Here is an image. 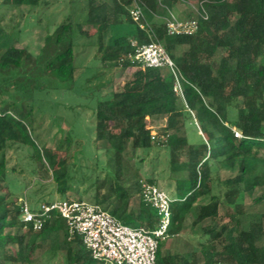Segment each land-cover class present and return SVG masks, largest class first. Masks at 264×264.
<instances>
[{"label":"trees","instance_id":"obj_1","mask_svg":"<svg viewBox=\"0 0 264 264\" xmlns=\"http://www.w3.org/2000/svg\"><path fill=\"white\" fill-rule=\"evenodd\" d=\"M140 1L144 20L155 16L150 26L184 75L185 102L174 91V77L169 70L143 67L128 59L134 50V38L140 43L150 40L147 29L132 17L134 0H113L110 7L86 0L84 23L75 24L67 18L62 24L71 40L76 26L87 35L90 27H96L99 52L108 53L104 61L136 67L121 89H113L108 97L96 102L94 140L110 146L104 147L103 169L89 186L94 187L95 202L120 220L155 229L160 215L143 200L141 180L126 178L120 170L129 143L133 154L153 144L162 146L168 151L169 168L186 172L175 181L166 237L183 231L184 221L195 207L196 221L210 222L202 225L203 237L191 252L164 253L165 242L160 239L157 263L264 264V213L247 219L238 203L246 186L252 190L264 188V0H206L209 17L200 18L198 30L190 36H172L166 30L171 9L182 0ZM124 23L132 25L134 32L115 29ZM85 25L87 30L83 29ZM51 39L52 35L47 36L46 42ZM184 44H188L187 49L182 48ZM25 51L18 45L6 49L0 68L27 65ZM73 56L72 45L60 50L50 63L55 66L51 76L62 82L73 79L77 72ZM194 117L199 118L197 125L203 132L198 143H191L187 132ZM160 118L165 123L154 130ZM235 129L241 137L235 136ZM148 139L151 143L147 145ZM22 147L32 149L39 169L47 172L33 129L10 108L1 107L0 181L7 178L8 152ZM71 158L66 157L65 162ZM223 167L231 173L220 180L215 173ZM54 172L55 191L65 197L72 186L69 175L63 166ZM148 180L155 182L152 177ZM217 180L226 188L224 193L215 191ZM10 194L0 193V264L22 262L23 249L36 250L45 243L54 253L64 251L67 264H102L80 236L69 238L66 220L58 211L43 228L34 229L31 222L23 219L18 199L9 200ZM136 195L137 210L132 206Z\"/></svg>","mask_w":264,"mask_h":264},{"label":"rangeland","instance_id":"obj_2","mask_svg":"<svg viewBox=\"0 0 264 264\" xmlns=\"http://www.w3.org/2000/svg\"><path fill=\"white\" fill-rule=\"evenodd\" d=\"M19 1L0 0V58L6 49L18 45L26 48L28 63L19 68H0V108H10L33 129L41 146L47 172L39 169L29 147L11 149L7 154L9 170L7 178L0 181V193L11 192L9 200L18 199L20 205L24 198L33 206L45 200L79 197L95 202L94 187L89 186L103 169L106 157L104 147L110 146L104 141L94 140L96 102L108 97L113 89H121L123 83L132 77L136 67L105 62L108 53L99 52L100 36L96 27H90V35H87L76 26L73 39H70V32L64 30L62 24L67 18L75 24L84 23L86 0ZM96 2L109 7L113 5V0ZM198 4L199 0L179 1L175 13H179L181 19L194 17ZM154 18L147 16L146 20L153 25L151 22ZM83 29L88 28L85 25ZM115 29L119 32H134L133 26L125 23L115 26ZM49 35H52V39L46 42ZM107 39L108 35L104 37V40ZM70 45L73 47L77 72L73 79L62 82L51 76L50 71L55 66L50 63L60 50ZM182 48L187 49L188 44ZM164 123V118L157 120L154 130ZM197 124L199 118L194 117L187 126L191 143L203 139V132ZM150 143L148 139L147 145ZM125 154L121 174L132 180H148L152 177L171 195L175 193V181L186 174L172 171L169 168L168 151L156 144L133 154L129 143ZM68 156L72 158L65 162ZM61 166L67 171L72 185L65 197L55 191L57 183L53 178L55 169ZM230 173L229 168L223 167L215 176L218 175L221 180ZM101 174L104 175L103 172ZM215 189L216 192L224 193L226 188L217 180ZM138 203L139 195H136L132 204L135 210ZM238 203L243 209V217L247 219L253 214L264 213V188L252 190L246 186ZM196 215L195 207L186 217L183 231L177 236L164 238V253H188L196 248L203 237L202 225L210 222V219L197 222ZM121 221L129 226H138L136 221ZM21 253L25 257L24 261H10L7 264H67L64 251L54 253L47 243L36 250L23 249Z\"/></svg>","mask_w":264,"mask_h":264},{"label":"built area","instance_id":"obj_3","mask_svg":"<svg viewBox=\"0 0 264 264\" xmlns=\"http://www.w3.org/2000/svg\"><path fill=\"white\" fill-rule=\"evenodd\" d=\"M207 2L199 0L196 16L188 19L171 13L166 19L167 34L193 35L199 28L200 18L209 17ZM131 14L141 28L147 29L150 40L140 43L134 38L131 43L134 50L128 54V59L143 67L169 70L174 77V91L185 102L182 88L184 75L156 31L144 20L140 0H134ZM234 133L236 137L242 136L238 129ZM141 183L143 200L155 207L160 215L159 225L153 230L144 226H129L100 204L81 198L43 201L37 206L29 204L24 198L22 216L33 224L34 229H41L52 218L53 212L58 211L66 220L69 238L75 234L80 236L93 257L102 264H158L160 239L166 237L174 197L155 182L141 180Z\"/></svg>","mask_w":264,"mask_h":264},{"label":"crops","instance_id":"obj_4","mask_svg":"<svg viewBox=\"0 0 264 264\" xmlns=\"http://www.w3.org/2000/svg\"><path fill=\"white\" fill-rule=\"evenodd\" d=\"M186 1V0H185ZM179 8V6H177V3L173 6V8L171 9V13L175 14L177 17L180 18L179 13L176 14L175 11H177V9ZM129 68H132V66H130Z\"/></svg>","mask_w":264,"mask_h":264},{"label":"clouds","instance_id":"obj_5","mask_svg":"<svg viewBox=\"0 0 264 264\" xmlns=\"http://www.w3.org/2000/svg\"><path fill=\"white\" fill-rule=\"evenodd\" d=\"M172 217V216H171Z\"/></svg>","mask_w":264,"mask_h":264}]
</instances>
